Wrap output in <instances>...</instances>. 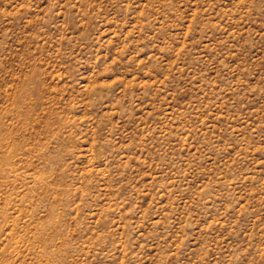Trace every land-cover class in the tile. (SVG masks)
I'll use <instances>...</instances> for the list:
<instances>
[{"label": "rangeland", "instance_id": "374dc122", "mask_svg": "<svg viewBox=\"0 0 264 264\" xmlns=\"http://www.w3.org/2000/svg\"><path fill=\"white\" fill-rule=\"evenodd\" d=\"M0 264H264V0H0Z\"/></svg>", "mask_w": 264, "mask_h": 264}]
</instances>
